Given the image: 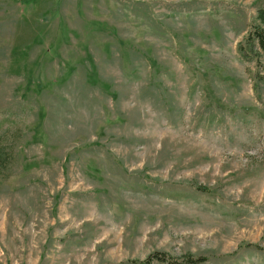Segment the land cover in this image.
Here are the masks:
<instances>
[{"label": "rangeland", "instance_id": "rangeland-1", "mask_svg": "<svg viewBox=\"0 0 264 264\" xmlns=\"http://www.w3.org/2000/svg\"><path fill=\"white\" fill-rule=\"evenodd\" d=\"M261 9L0 0V264H264Z\"/></svg>", "mask_w": 264, "mask_h": 264}, {"label": "trees", "instance_id": "trees-1", "mask_svg": "<svg viewBox=\"0 0 264 264\" xmlns=\"http://www.w3.org/2000/svg\"><path fill=\"white\" fill-rule=\"evenodd\" d=\"M258 18L262 21V23H264V9L259 11ZM249 39L253 42V48L258 47L262 52H264V30L262 28L255 26ZM3 163L4 160L2 159V153L0 152V169L4 165ZM205 260V257H195L192 254L176 258L166 252L156 251L150 254L145 260L138 261L137 264H153L154 261L163 264H199Z\"/></svg>", "mask_w": 264, "mask_h": 264}]
</instances>
